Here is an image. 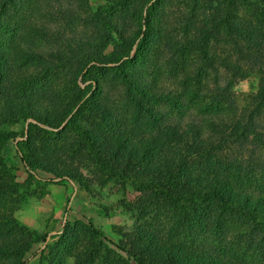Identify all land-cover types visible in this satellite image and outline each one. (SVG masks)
<instances>
[{
  "label": "trees",
  "instance_id": "trees-1",
  "mask_svg": "<svg viewBox=\"0 0 264 264\" xmlns=\"http://www.w3.org/2000/svg\"><path fill=\"white\" fill-rule=\"evenodd\" d=\"M103 1L105 12L87 0H0V126L34 120L16 141L20 161L88 192L68 157L86 147L139 192L137 225L118 242L89 220L21 241L0 212V264H22L36 241L37 264H253L248 251L264 264V0ZM88 63L99 79L81 100ZM250 69L257 90L225 112L223 88ZM39 125L58 128L59 143L43 142ZM10 180L0 175V203L2 187L16 192Z\"/></svg>",
  "mask_w": 264,
  "mask_h": 264
},
{
  "label": "rangeland",
  "instance_id": "rangeland-1",
  "mask_svg": "<svg viewBox=\"0 0 264 264\" xmlns=\"http://www.w3.org/2000/svg\"><path fill=\"white\" fill-rule=\"evenodd\" d=\"M87 4L91 10L99 7L104 12L106 11V3L103 0H87ZM176 16L177 12L172 7L167 17L170 27L178 26ZM177 34L180 35L181 33ZM228 44L225 42L218 43L216 53L218 52L219 58L225 57L224 50L231 47ZM228 56L232 55L228 53ZM95 72L99 75L93 65L88 63L77 75L76 85L81 96H83L81 100L89 97L94 91L95 84L93 82L99 79ZM94 78L96 79L94 80ZM259 78L260 73L256 69H250L245 70L243 76L231 79L230 83L223 88L227 100L220 103V107L228 113L239 112L242 107L247 105L248 100L257 90ZM219 82L222 83L223 81L220 80ZM164 85L168 86V82ZM60 87L62 88V84ZM61 91L65 92L64 89ZM82 91H84L83 94ZM28 122L34 123L35 121L26 119L0 126V138L7 136L0 149V156L4 164L2 169L5 171L2 173L0 170V175H4L5 179L7 178L11 188V180L9 181V179H13L16 188V192L13 193L10 192L8 186L2 187L4 194L0 203V212L7 211L6 219L2 222L13 224L16 227L13 234L17 240L21 241H33L44 234L46 242L50 235L60 231L65 222L75 223L80 220H89L105 239L112 242L124 241V235L133 232L137 225V213L135 208L133 209L132 203L137 201L139 192L134 191V186L129 182L123 188L118 180H110L106 176L105 168L97 163L93 157H90L86 147L81 152L76 150L68 157L71 159V166L81 172H79L81 178L85 179L89 185L88 192L79 186L74 179L62 173V168L59 169L61 174L53 175L41 169L24 166L19 159L21 153L19 146L22 144H16V141L25 137L27 129L33 130L31 127H27ZM39 126L47 130L36 133L43 142L59 143L61 134H55L58 128L50 129L44 125ZM10 217L14 219V222L8 220ZM102 241L108 244V247L114 252L124 256L123 253L114 249L107 240ZM228 241L231 242L232 240ZM262 241L264 244V238ZM44 243L33 242L29 251L24 254L22 264H37L38 255L36 252ZM246 258L253 264H261L256 254L250 251H248Z\"/></svg>",
  "mask_w": 264,
  "mask_h": 264
}]
</instances>
